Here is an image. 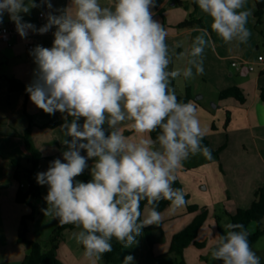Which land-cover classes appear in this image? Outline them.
I'll return each instance as SVG.
<instances>
[{
    "label": "clouds",
    "instance_id": "obj_1",
    "mask_svg": "<svg viewBox=\"0 0 264 264\" xmlns=\"http://www.w3.org/2000/svg\"><path fill=\"white\" fill-rule=\"evenodd\" d=\"M196 3L224 42L247 43L252 13L244 10L246 0ZM72 5V10L53 9L51 0H0V24L7 14L21 39L55 29L51 47L38 44L29 52L35 68L25 92L43 113L63 114L66 150L35 179L47 186L44 215L79 228L73 238L85 260L100 264L113 239L127 248L138 243L145 227L159 224L161 200L170 202V211L186 205L184 192L172 187L175 173L190 155L207 157L210 150L202 145L198 105L179 102L170 85L181 74L193 78V67L202 75L203 53L214 42L207 29H199L190 66L182 73L169 70L173 53L166 29L154 18L157 0H111L105 6L99 0H72ZM41 7L48 10L46 23L37 27L24 21ZM122 126L138 138L124 135ZM89 160L94 161L90 180H77ZM142 201L147 202L144 219ZM224 228L223 235L211 234L212 259L260 264L244 226L226 223ZM122 264H134V257L125 256Z\"/></svg>",
    "mask_w": 264,
    "mask_h": 264
},
{
    "label": "crops",
    "instance_id": "obj_2",
    "mask_svg": "<svg viewBox=\"0 0 264 264\" xmlns=\"http://www.w3.org/2000/svg\"><path fill=\"white\" fill-rule=\"evenodd\" d=\"M179 1L182 4H179ZM185 1L157 0V6L153 9L154 18L159 20L167 31L166 42L170 53H173L169 70L179 69L181 73L185 67L190 66L188 61L192 57L189 53L193 40L200 34L198 30H208L207 38L214 42V47L205 48L202 57L203 74H196L193 67V78L185 79L181 74L172 81L173 84H179L177 96L184 95L186 85L191 87L193 97L189 101H194L200 109L197 117L210 148L216 150L223 147V150L218 158L206 157L200 153L190 155L184 161L183 167L176 171V180L182 184L184 192L190 195L196 205L209 210L216 203L224 205L229 201L236 211L238 208L249 207L256 190L264 186V101L260 98V89L264 87V73L258 69H248L250 64L257 62L258 55L263 53L261 45L264 47V35L261 37L256 26L254 0H246L244 8L252 13L247 24L251 32L247 43L224 42L211 30V18L200 9H198V16L203 18L206 28L195 26L178 29L177 25L191 12L189 6L185 5ZM51 2L53 9H73L72 0H51ZM99 2L102 6L111 4V0H99ZM47 11L44 7L32 9L30 14L24 15L23 19L40 27L46 23ZM40 13H44V17H40ZM9 21V16L5 14L3 23ZM54 30L44 35L29 33L24 40L13 37L11 45L0 41V264H22L25 256L30 253L28 246L17 242L21 220L24 216L31 214L30 210H32L31 205L28 207L27 203L18 202L16 199L19 185L15 173L19 167L29 166L30 156L22 135L30 128L29 139L44 157L36 174L46 171L49 163L60 158L62 152L66 150L62 144L65 135L60 129L63 122L54 127H43L50 121H63V114L57 113L50 116L43 113L29 101L28 94L25 92L26 86L33 79L35 68L27 44L51 47V32ZM177 44L180 47H175ZM233 62L244 63V65L238 69L232 65ZM12 81L19 83L22 87L12 89ZM203 86H209L211 92L217 95L219 100L216 104L207 106L200 102L205 101L206 92H203L201 96L198 95V100L195 99V95ZM233 86L243 90L244 103H240L235 98L224 100L219 98L220 91ZM209 99L210 101L214 99L213 94ZM227 112L230 113V120L226 125ZM68 119L71 120V117ZM121 131L126 136L138 138L126 126H122ZM235 149H239V152H235ZM93 162V160L88 161L89 168L86 169L88 173ZM39 189L38 204L45 209L47 204L44 197L47 186H39ZM145 208L146 206L141 213ZM167 210L169 208L161 213ZM176 210L172 217L191 213L187 205ZM185 220L181 230L192 219L186 216ZM59 223L57 218L45 215V221L40 225L39 231H34L32 238L41 241L48 239ZM160 224L161 222L158 224L159 227ZM154 229L155 226L152 230V241L161 237V231L155 232ZM78 231L80 229L77 227L66 230L63 236L65 237L64 234H66L74 239L73 233ZM178 231L180 230L174 234ZM59 255L65 263L60 250Z\"/></svg>",
    "mask_w": 264,
    "mask_h": 264
},
{
    "label": "trees",
    "instance_id": "obj_3",
    "mask_svg": "<svg viewBox=\"0 0 264 264\" xmlns=\"http://www.w3.org/2000/svg\"><path fill=\"white\" fill-rule=\"evenodd\" d=\"M192 10L189 13L188 17L180 22L177 25L178 29H188L193 28L195 26H201L206 28L204 20L202 17L198 16V4L196 0H190ZM256 5L255 18H256V26H259L263 22L264 18V0H254ZM179 4L182 2L179 1ZM188 9V6H187ZM12 89L21 88L22 85L19 83L12 81ZM177 96V95H176ZM192 89L189 85H186L184 95L177 96L179 102L186 103L190 99H192ZM219 98L221 100L227 98H235L240 103H244L245 94L243 90L238 86H233L227 88L225 90L220 91ZM260 98L264 101V87L260 89ZM229 112H227L226 125L230 120ZM64 121H50L47 124L43 125V127H54L61 124ZM31 127V124H30ZM157 132H153L151 135L155 139L157 136ZM30 128L26 130V132L22 135L25 145L29 150L30 156L28 159L29 166L28 167H19L15 173V178L19 182L26 181L30 184L28 189L21 188L19 186V190L17 192L16 199L18 202L27 203L32 206L33 211L31 214L24 216L21 220V228L17 237V242L25 244L30 249V253L25 256L22 264H65L59 255V244L63 238V233L66 230H72L76 228V226L68 224L58 226L52 231L48 239L45 241L33 239L29 236V228L27 225V219L34 217V206L31 202V198H39L40 197V189L39 185L36 183L35 175L36 171L43 160V156L41 152L31 143L30 139ZM202 145L207 147L210 150V158H218L219 154L222 150L220 149H211L209 146V142L204 136L202 139ZM90 174L85 170L84 174L77 177V180L88 182L90 180ZM175 189H181L183 192L182 184L175 180L172 185ZM29 192L32 193V197H29ZM184 198L186 202H188V195L184 193ZM147 202H141V211L146 206ZM169 201L161 200L159 202V206L157 211L163 212L167 208H169ZM187 209L191 213H195L194 218L191 220L189 224H187L182 230L175 233L170 241L169 252L175 253L179 256L178 261H157L154 264H186L184 259V250L190 245H194L197 248L204 247L203 242L197 241V235L201 227L204 225L208 218V210L206 207H200L196 204H188ZM230 223L232 224H242L244 229L249 233L248 241L250 246L252 247L260 237L264 236V227L262 226V221L264 220V186L259 187L255 192V197L251 203V205L247 208H238L233 215L230 216ZM252 223L257 224V228L255 231L250 230V225ZM154 225L148 226L144 228V232L146 235V239L149 245H152V230ZM217 229L218 234L223 235L219 221H217ZM112 243V251L103 255V258L107 263L113 264H121L123 259L127 255H132V250L130 248H125L121 246L114 239L111 241ZM260 264H264V261H260Z\"/></svg>",
    "mask_w": 264,
    "mask_h": 264
},
{
    "label": "rangeland",
    "instance_id": "obj_4",
    "mask_svg": "<svg viewBox=\"0 0 264 264\" xmlns=\"http://www.w3.org/2000/svg\"><path fill=\"white\" fill-rule=\"evenodd\" d=\"M185 5H188L190 10H192V6L190 3V0L185 1ZM185 8V6H184ZM258 30L260 32L261 37L264 35V18L263 22L258 26ZM262 33V34H261ZM262 52L264 53V47L261 45ZM191 82V80L189 81ZM171 87L175 89L176 94L178 93L179 84L175 83L173 84V81L171 82ZM202 89H199V93L195 95V98L198 95H202L203 92H206V98L205 101H200L205 103L207 106H212L213 104H216L218 102L217 95H214V93L211 92L209 89V86H203ZM213 94L214 99L210 101V96ZM234 149V148H233ZM223 150V148H222ZM235 152H239V149H235ZM185 194L188 195V204H195L190 195L186 192ZM33 206H34V217L27 219V225L29 230L31 231V234L29 235L31 238L34 234V231H39L40 225L45 221V215H44V208L40 206L39 200L36 198L30 199ZM193 202V203H192ZM225 205V206H224ZM214 204V207H211L208 210V218L204 224V226L199 230L197 235V241L203 242L204 247L197 248L194 245H190L184 250V259L186 264H221L219 261H215L211 257V249L213 247V241L211 238V234H218L217 231V221H219L220 228L223 233H225L224 225L226 223H230V216L235 213V209L232 208V205L228 202L225 204ZM29 207V204H28ZM201 207V206H200ZM30 212L32 213L33 208ZM179 209V208H178ZM177 211V210H175ZM175 211L167 210L165 213L162 214L161 224L160 227L158 224H154L155 232H158V230L161 231V237L158 239L155 238V240L152 241V245L150 246L148 241L145 238L144 230H142V234L137 237L138 243L128 247L132 250V256L134 257V264H154L157 261H178L179 256H177L175 253L169 252L170 247V241L171 237L177 230H181L182 224L184 226L185 217H190L193 219V216L195 214L189 213L186 215H180L179 217H172ZM147 216V208L144 209L141 215V219H144ZM262 226L264 227V220L262 221ZM250 230L255 231L257 228L256 223H252L250 225ZM61 240L59 244V250L61 252L62 257L65 260V263L67 264H88V261L85 260L83 256V247L78 244L75 239L70 238L69 236H66ZM46 240V239H45ZM42 240V241H45ZM252 250L256 253V255L260 258V261H264V236L260 237L259 240L251 247ZM100 264H113V263H107L105 259L103 258ZM122 264V263H121Z\"/></svg>",
    "mask_w": 264,
    "mask_h": 264
},
{
    "label": "built area",
    "instance_id": "obj_5",
    "mask_svg": "<svg viewBox=\"0 0 264 264\" xmlns=\"http://www.w3.org/2000/svg\"><path fill=\"white\" fill-rule=\"evenodd\" d=\"M40 17H44L42 16V13H40ZM54 31L51 32V43L53 42L52 33ZM13 37H17L20 40H24V39H21L19 35L16 33L15 26L11 21L0 24V41L6 43L7 45H11ZM27 47H28V50L30 51L34 47V45L29 43L27 44ZM232 65L239 69L244 65V63L233 62ZM248 69L249 70L258 69L260 72L264 73V53L259 54L257 58V62L255 64H250L248 66ZM18 185L21 188H25V189H28L30 187V184L26 181L19 182ZM29 197H32L31 192H29Z\"/></svg>",
    "mask_w": 264,
    "mask_h": 264
},
{
    "label": "water",
    "instance_id": "obj_6",
    "mask_svg": "<svg viewBox=\"0 0 264 264\" xmlns=\"http://www.w3.org/2000/svg\"><path fill=\"white\" fill-rule=\"evenodd\" d=\"M195 99H196V100H198V99H199V97L197 96Z\"/></svg>",
    "mask_w": 264,
    "mask_h": 264
}]
</instances>
